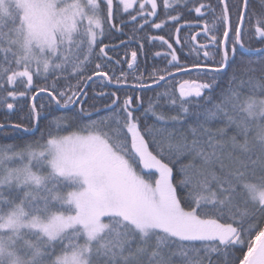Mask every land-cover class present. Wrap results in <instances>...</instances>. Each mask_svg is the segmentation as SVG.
<instances>
[{"label":"snow or ice","instance_id":"1","mask_svg":"<svg viewBox=\"0 0 264 264\" xmlns=\"http://www.w3.org/2000/svg\"><path fill=\"white\" fill-rule=\"evenodd\" d=\"M248 2L234 5L235 27L228 0H219L218 16L205 0L189 9L198 19L213 17L201 29L208 43L196 45L203 63L182 64L172 44L158 38L176 73L213 75L185 80L178 94H158L148 123L136 115L132 96L101 92L110 103L86 112L80 80L75 90L55 84L85 79L93 56L111 59L103 40L106 28L117 30L114 13L132 23L139 17L142 30L162 7L166 19L151 24L161 29L179 23L180 15H167L178 0H0V103L12 110L10 99L36 93L32 127L0 129L30 133L49 120L38 139L0 144V264H234V250L245 248L235 264H264V225L254 223L264 220V58L237 52L245 48ZM221 29L218 38L213 32ZM252 31L264 43V12ZM209 46L218 61H208ZM256 51L264 57V48ZM136 58L131 52L130 68ZM228 70V87L213 95ZM93 76L127 83L123 75ZM49 77L51 91L37 88L35 80ZM39 94L48 96L47 113L37 106Z\"/></svg>","mask_w":264,"mask_h":264},{"label":"trees","instance_id":"2","mask_svg":"<svg viewBox=\"0 0 264 264\" xmlns=\"http://www.w3.org/2000/svg\"><path fill=\"white\" fill-rule=\"evenodd\" d=\"M160 0H158V3ZM199 0H180L178 3L173 5V9L168 10L167 15H180L181 19L179 23L169 22L165 24L161 29H155L151 26L152 22L160 23L162 20L166 19L165 10L161 7L158 9V17L152 18V22L145 25L141 30L140 24H143L144 21L139 17L137 18L136 23L128 22L129 17L125 14L123 17L119 16V13H114V22L117 25V30L109 31L106 28L105 36L103 40L104 44L110 46V49H106L108 52V58L100 57L97 58L93 56L91 62L87 66V70L84 72V78L79 77L73 78L69 77L67 80H60L56 82L55 87L61 91L66 90L69 86L75 90L77 81L80 80L81 88L86 82L87 76H92L95 71L107 72L109 76L113 77L115 80L118 77L123 75L126 78L127 83L143 85L153 83L154 80H159L160 75H166L167 72L175 71V68H172L168 64L170 56H167L169 49L167 44L158 38L163 36L164 40L172 44L173 48L176 50V54L180 57V62L186 66H191V64L196 62H205L203 52L193 44L191 37L195 34L196 31L202 29L205 22L212 24L213 17L206 14L203 19H198L197 14L190 12L189 9L193 7V4L198 3ZM205 2L211 3L212 6L216 9V15L220 14V5L219 0H205ZM229 3V12L232 26L235 27L237 9L234 5H241L242 0H228ZM262 12H264V0H249L248 8L246 12V18L244 23V41L245 48L247 49H259L264 47V43L260 42V38L255 37L252 31V26L255 24V18L258 17ZM133 15L135 12L132 13ZM123 19L126 23L121 24L120 20ZM187 22V23H186ZM200 26L197 27L196 25ZM219 27V22H217ZM191 25V26H189ZM179 28V33L176 32V29ZM214 35H217L218 38H222V29L220 31L213 32ZM229 40L231 42L232 33H229ZM179 36L180 44L174 43L175 38ZM152 37H157V39H152ZM200 42L207 41L205 36H200L198 38ZM206 51L209 52L208 61H218L220 59V54L216 48L209 46ZM98 51V50H97ZM135 51L137 53L136 61L132 64V67H129L131 62V52ZM238 54L241 52L246 53L245 59L259 60L261 55L258 52H250L248 50H243L238 48ZM156 53L161 55L157 56ZM199 53V55H198ZM239 58V56H238ZM117 61L119 63H117ZM100 64L101 68L97 70L95 64ZM67 75V73H65ZM213 75L209 73L208 76H205L202 73L189 72L176 75L175 77L168 78L163 83L157 85L156 87L148 88H133L126 86H112L107 82V80L102 77H96L88 85L86 89L87 102L83 104V107L86 112L95 113L96 110H102L104 105L110 103L107 98L100 99L98 94L101 92L105 93H116L117 96L123 100L127 96H132L134 98V104L137 106L138 111L136 115L141 116L146 119L148 123L153 122L151 114L146 115V110L149 108L150 104H153L157 101L158 94L164 92H174L178 94L179 84L185 80H195L199 79L202 81H207L209 76ZM232 75L231 70H228L226 74H222L217 77V83L219 87L215 90L213 95H216L221 89L228 87L229 79ZM54 77H49V79H38L35 80L37 88L49 87V90H52ZM23 91V88L19 89ZM36 93L29 92L28 97L18 98L16 100H9V103L15 105L14 109L8 110L3 103H0V123L3 124H21L25 127L31 128L32 125L28 120V113L30 110V105L32 100L30 97ZM85 97H81V101H84ZM37 106L41 104L44 105L42 110L43 113H47L49 109V100L48 96L45 94H39L37 96ZM163 103V101H161ZM201 103H203L201 101ZM59 106L52 105V110L57 109ZM76 109H79V105L75 106ZM166 111L173 112L171 108H167ZM101 114H104L101 111ZM96 118L95 116L93 117ZM50 119V118H49ZM49 123V120H42L39 126V129L33 128L32 132L25 133L20 130H14L11 127L0 129V144H21L31 142L34 139H38L41 133L45 130V126ZM34 133V134H33ZM139 171V168H138ZM147 171V170H146ZM175 172V170H174ZM179 178V177H177ZM254 223L264 225V220L258 219ZM246 252V248L234 250V255L232 257L234 264L237 257L243 258V254Z\"/></svg>","mask_w":264,"mask_h":264},{"label":"water","instance_id":"3","mask_svg":"<svg viewBox=\"0 0 264 264\" xmlns=\"http://www.w3.org/2000/svg\"><path fill=\"white\" fill-rule=\"evenodd\" d=\"M245 18H246V13H245ZM244 23H245V22H244ZM197 33H200V34L197 35ZM230 33H231V32H230ZM201 35H202V36H205L201 29H199L198 31L195 32V34H193V36L196 37V40H195V41L192 40V41H193V44H194L195 46H196L197 44H207V43H208V41L200 42V41L198 40V38H199ZM229 35H230V34H229ZM263 48H264V47H263ZM259 49H260V48H259ZM243 50H248V51H250V52H257V51H256L257 49H247V48H244ZM102 72H103V71H102ZM171 73H173L172 76L165 75V79H164V80H157V81H159L158 83H154V82H153V83L146 84V85H144L143 88L156 87L157 85L163 83V82H164L165 80H167L168 78L175 77L176 75L183 74V73H176V71H173V72H171ZM92 76H93V75H92ZM96 77H97V76H93L92 80H90V81L87 80L86 82H84L85 84H87V87H88V85L93 81V79H95ZM107 82H108V81H107ZM109 84L112 85L113 87H114V86H126V87H133L134 89H135V88H140L139 85L129 84V83L121 84V85H116L115 83H111V82H109ZM87 87L84 88V86H83V90H84V92L86 91ZM81 97H82V96H81ZM59 107H60V106H59ZM32 131H33V130H32Z\"/></svg>","mask_w":264,"mask_h":264},{"label":"rangeland","instance_id":"4","mask_svg":"<svg viewBox=\"0 0 264 264\" xmlns=\"http://www.w3.org/2000/svg\"><path fill=\"white\" fill-rule=\"evenodd\" d=\"M178 1H180V0H178ZM183 82H184V81H182L181 83H183ZM181 83H180V84H181ZM180 84H179V87H180ZM178 89H179V88H178ZM137 170H138V169H137Z\"/></svg>","mask_w":264,"mask_h":264}]
</instances>
